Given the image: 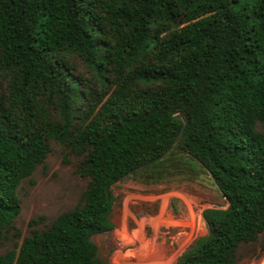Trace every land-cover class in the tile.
I'll use <instances>...</instances> for the list:
<instances>
[{
  "label": "trees",
  "instance_id": "16d2710c",
  "mask_svg": "<svg viewBox=\"0 0 264 264\" xmlns=\"http://www.w3.org/2000/svg\"><path fill=\"white\" fill-rule=\"evenodd\" d=\"M73 57L97 89L75 75ZM2 78L0 240L49 141L82 156L88 183L0 264H109L91 237L113 227L112 186L175 145L227 206L201 212L207 234L174 264H235L239 244L259 239L264 254V0H0Z\"/></svg>",
  "mask_w": 264,
  "mask_h": 264
},
{
  "label": "rangeland",
  "instance_id": "374dc122",
  "mask_svg": "<svg viewBox=\"0 0 264 264\" xmlns=\"http://www.w3.org/2000/svg\"><path fill=\"white\" fill-rule=\"evenodd\" d=\"M72 60L75 75L97 89L94 75L81 59ZM113 79L109 72L106 92L114 89ZM5 85L2 78L0 92ZM96 91L95 100L101 94L100 90ZM52 107L47 105L49 113ZM256 129L264 133L260 123ZM81 161L82 156L57 141H49L44 162L18 186L20 209L0 240V254L17 251L33 228H48L59 214L76 206L88 183V178L77 172ZM112 193L113 227L91 237L98 258L109 264H174L198 237L207 234L201 212L227 206L206 168L176 145L159 164L117 181ZM39 217L42 219L38 220ZM32 219L38 222L31 225ZM235 264H264L260 239L240 243Z\"/></svg>",
  "mask_w": 264,
  "mask_h": 264
}]
</instances>
